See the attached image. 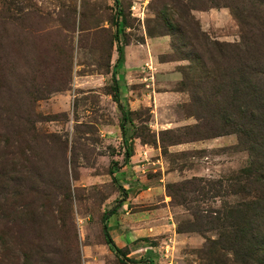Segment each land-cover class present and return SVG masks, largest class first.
Here are the masks:
<instances>
[{
    "label": "rangeland",
    "instance_id": "rangeland-1",
    "mask_svg": "<svg viewBox=\"0 0 264 264\" xmlns=\"http://www.w3.org/2000/svg\"><path fill=\"white\" fill-rule=\"evenodd\" d=\"M156 1L0 0V107L10 106L0 113V135L23 136L12 146L17 157L8 154L0 166V234L14 251L40 246L26 264H120L101 231L102 215L113 207L105 219L108 233L136 264H211L200 250L217 230L204 224L205 216L202 226L195 217L248 197L231 192L234 176L249 164L247 152L234 133L218 134L213 104L191 101L183 80L204 70L171 51L161 21L169 14H157ZM191 1L197 7L190 13L210 40L239 41L240 2ZM247 8L244 16L256 23L264 10ZM118 10L123 57L142 39L165 36L169 52L160 46L152 63L175 61L178 77L158 81L159 71L146 64L130 73L117 68L118 97L130 111L122 130L110 95ZM263 46L257 41L255 47ZM163 91L181 96L155 99ZM31 149L38 152L33 160ZM189 223L201 230H178ZM16 254L8 264H21ZM9 257L0 249V264Z\"/></svg>",
    "mask_w": 264,
    "mask_h": 264
},
{
    "label": "trees",
    "instance_id": "trees-1",
    "mask_svg": "<svg viewBox=\"0 0 264 264\" xmlns=\"http://www.w3.org/2000/svg\"><path fill=\"white\" fill-rule=\"evenodd\" d=\"M113 1L116 3L117 0ZM234 1L241 3L238 7L239 13L235 15V19L241 27L239 41L234 43L210 40L200 29L197 19L190 13V10L197 7L191 0H157L154 10L157 14L164 12L169 14L168 18L162 17L161 21L168 29L166 34L170 36V48L173 53H177V59H189L204 70L203 75L193 76L191 74L185 76L183 80V84L188 88L191 101L195 105L197 103L198 106L202 103L213 104L214 121L217 118L220 120L218 134L234 133L238 143L244 147L249 157V164L239 171L238 177L234 176L236 181L232 184L231 191L232 193L243 192L248 197L221 210L216 209L213 214L195 217V220H199L205 216L207 219L204 224H210L211 228L217 230L216 237L208 238L200 252L203 253L204 250L207 252L211 264H264V46L262 49L255 47L257 41L264 44V11L256 16V19H253L256 23L252 20L248 21V18L244 16L247 7L258 8L257 11L264 10V0L262 2L208 0L207 2L212 6L219 4L232 6ZM200 2L205 4L203 0ZM119 14L118 10L112 35L116 40L117 56L110 73L112 84L110 95L120 112L119 126L122 130L130 111L124 109L120 103L119 88L114 75L117 66L122 62L123 55V48L118 43L116 34L117 26L121 23ZM244 25L245 29L243 27L242 30ZM185 47L191 51L185 53ZM9 107H0V113L3 110V113L9 112ZM7 119L13 123L10 116H7ZM17 134L23 139L19 131H14L9 138L4 136L3 139L0 135V140L2 139L0 160L3 161L0 166L6 163L8 154L17 157V152L12 147L17 145L15 139ZM33 139L35 140L34 136ZM121 139L124 156L128 157L131 148L124 137ZM31 150L28 151L31 154V160H33L38 152L36 149ZM24 154L23 152V159L28 156ZM31 166L34 167L33 161ZM110 174L113 173L110 171ZM31 192L32 194L37 192L36 187ZM44 193L40 194V196L43 195V198ZM113 212L114 207L107 213ZM14 213L15 211L11 215L12 218H14ZM107 213H104L101 219V231L107 249L114 255L118 263L136 264L137 261L127 257L110 237L105 223ZM199 224L203 225L201 220H199ZM188 225L190 226L186 229L179 228L178 230H201L196 223ZM13 246L15 244L12 241L3 240L0 234L1 251H10V257L5 261L6 264L10 262V259L19 258L16 250L18 255L21 254L23 258L21 264L23 261L26 264V259H32L33 253L41 252L40 246L31 248L27 254L21 251L20 245L15 251ZM217 251L218 253L222 252L219 256L220 259L212 257Z\"/></svg>",
    "mask_w": 264,
    "mask_h": 264
},
{
    "label": "crops",
    "instance_id": "crops-1",
    "mask_svg": "<svg viewBox=\"0 0 264 264\" xmlns=\"http://www.w3.org/2000/svg\"><path fill=\"white\" fill-rule=\"evenodd\" d=\"M160 46L163 48V52L168 53L169 51H166L168 48L167 46V37L165 36H158V37H152V38H144L142 39V43L138 44L137 46L132 47L131 49H126L125 57L122 55V62L118 68L124 69L125 72L130 73L128 69H131L134 66H142L143 64H146V66L149 68H155L159 71V74H157V80L159 81L161 77H169L172 80H177L178 77L176 75V72L174 70V66L176 64L175 61L167 60V61H158L152 63L153 55L158 52L157 50L160 49ZM161 49V50H162ZM159 53H162V51H159ZM149 57L148 61L151 63L149 64L147 61V56ZM116 59V58H115ZM115 61V60H114ZM145 62V63H144ZM114 64V63H113ZM148 64V65H147ZM160 93H164L165 95H157L158 93H155V99L158 98V96H161V98L164 99H171V100H177L180 98V92L175 91H163Z\"/></svg>",
    "mask_w": 264,
    "mask_h": 264
}]
</instances>
